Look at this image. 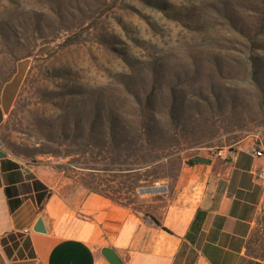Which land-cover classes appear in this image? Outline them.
<instances>
[{
  "label": "rangeland",
  "instance_id": "374dc122",
  "mask_svg": "<svg viewBox=\"0 0 264 264\" xmlns=\"http://www.w3.org/2000/svg\"><path fill=\"white\" fill-rule=\"evenodd\" d=\"M135 92L156 115L181 112L174 142L132 133L112 144L99 123L95 136L59 135L65 116L136 108ZM0 120L1 145L71 207L106 202L173 232L194 157L264 149V0H0Z\"/></svg>",
  "mask_w": 264,
  "mask_h": 264
},
{
  "label": "crops",
  "instance_id": "0c3cea01",
  "mask_svg": "<svg viewBox=\"0 0 264 264\" xmlns=\"http://www.w3.org/2000/svg\"><path fill=\"white\" fill-rule=\"evenodd\" d=\"M254 146L235 147L227 161L213 156L189 165L179 178L188 190L187 217L168 234L106 202L71 207L40 166L0 142V264H109L104 247L122 264H264V242L253 251L260 242L254 233L264 226V182L257 176L264 160L250 153ZM34 181L50 194L39 202L44 189ZM39 217L45 232L32 229Z\"/></svg>",
  "mask_w": 264,
  "mask_h": 264
},
{
  "label": "trees",
  "instance_id": "16d2710c",
  "mask_svg": "<svg viewBox=\"0 0 264 264\" xmlns=\"http://www.w3.org/2000/svg\"><path fill=\"white\" fill-rule=\"evenodd\" d=\"M253 74V73H252ZM255 79V76H253ZM131 103L136 105V108H129L125 111L115 110V109H103L99 110L98 108L88 111L84 117L85 122H81L80 115L71 114V116L63 119L62 125L59 127V135H80L83 132L87 131L89 136H95L94 134V125L96 123L100 124V129L98 130V138H103L105 141H110L112 144L116 139H121L123 141L129 138L130 134H135V138L140 141H151L157 140L161 144H169L174 142L178 135V125L181 120V112L174 109V105L170 108L168 115H156L153 104H151L149 99L142 100L139 98V95L135 92L133 93V99ZM169 118V119H168ZM170 120V121H169ZM68 121V122H67ZM130 124L135 125L134 132ZM49 153V152H46ZM63 154V155H68ZM192 161L190 164H193ZM146 166V163L139 162L134 167H129L124 165L123 171H138V169ZM158 178V177H157ZM34 183L44 189V193H38L37 200L38 202L43 197H48L49 193H46V187L41 185L39 182L34 181ZM14 204L11 202V207ZM143 216L149 218L153 223L160 227L164 232L168 234H173L170 229L162 226L160 221L153 215L143 213Z\"/></svg>",
  "mask_w": 264,
  "mask_h": 264
},
{
  "label": "water",
  "instance_id": "95a60500",
  "mask_svg": "<svg viewBox=\"0 0 264 264\" xmlns=\"http://www.w3.org/2000/svg\"><path fill=\"white\" fill-rule=\"evenodd\" d=\"M5 154L3 152H0V157H4ZM193 161L197 162H207L208 160L206 158L201 157H194ZM140 193L148 192L153 193L156 192L155 189L149 188V189H140ZM32 229L36 232H45V228L42 222V218L39 217L36 222L34 223ZM101 254L104 256V258L107 260L109 264H122L120 259L118 258L115 251L110 247H104L101 249Z\"/></svg>",
  "mask_w": 264,
  "mask_h": 264
},
{
  "label": "built area",
  "instance_id": "2783aa9c",
  "mask_svg": "<svg viewBox=\"0 0 264 264\" xmlns=\"http://www.w3.org/2000/svg\"><path fill=\"white\" fill-rule=\"evenodd\" d=\"M226 152V151H224ZM250 153L253 154V156L257 157V158H262L264 160V149L260 146V147H252L250 149ZM257 176L259 177V179H261L262 182H264V167L261 169H257Z\"/></svg>",
  "mask_w": 264,
  "mask_h": 264
},
{
  "label": "bare ground",
  "instance_id": "6f19581e",
  "mask_svg": "<svg viewBox=\"0 0 264 264\" xmlns=\"http://www.w3.org/2000/svg\"><path fill=\"white\" fill-rule=\"evenodd\" d=\"M152 189H155V188H152Z\"/></svg>",
  "mask_w": 264,
  "mask_h": 264
}]
</instances>
